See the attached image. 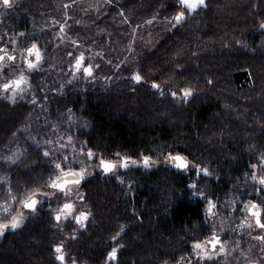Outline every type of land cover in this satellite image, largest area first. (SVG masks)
<instances>
[{
  "label": "trees",
  "instance_id": "1",
  "mask_svg": "<svg viewBox=\"0 0 264 264\" xmlns=\"http://www.w3.org/2000/svg\"><path fill=\"white\" fill-rule=\"evenodd\" d=\"M5 9L10 12L2 21L28 31L46 63L66 68L81 56L92 73L48 94L36 76L34 104H0V210L7 206L0 222L25 195L48 188L64 170L56 164L82 166L70 147L134 160L138 170L120 174L146 185L151 224L158 183L163 215L175 192L170 155L212 161L230 183L264 153V0H205L190 13L179 0H18ZM180 11L184 19L176 24ZM135 74L140 83L131 79ZM69 117L83 118L87 127L73 132ZM64 142L67 148L56 155V145ZM14 145L23 146L19 159L8 157ZM45 146L53 157L44 155ZM145 157L149 163L141 170ZM94 166L82 182L83 199L111 209L123 195L110 185L124 182ZM198 212L182 201L172 214L181 223ZM109 215L117 216L103 211L97 214L101 226L90 228L91 218L67 241L54 221L30 217L0 238V264H63L55 251L61 244L69 250L67 261L104 264ZM144 252L122 253L117 264H154L156 256Z\"/></svg>",
  "mask_w": 264,
  "mask_h": 264
},
{
  "label": "flooded vegetation",
  "instance_id": "2",
  "mask_svg": "<svg viewBox=\"0 0 264 264\" xmlns=\"http://www.w3.org/2000/svg\"><path fill=\"white\" fill-rule=\"evenodd\" d=\"M14 30L16 28L13 29V26H8L0 18V56L5 57L4 60H0V104L20 107L24 106L25 103L31 105L37 101L33 84L37 75L36 70L44 55H40L43 54L42 49L32 41L25 48V55H22V60L19 62L20 57H18L17 52H11L10 46L6 44L11 37L9 33ZM33 45L36 46L40 56L38 62L36 51L31 55L28 53V49L32 48ZM7 56H12L14 59L9 61ZM84 61L82 57L79 66L75 65L76 61H74L72 71L76 73L82 68L84 69L86 67ZM28 62H32L37 66L29 70ZM89 70L92 73L91 65ZM21 73H23L26 81L19 86L23 91L21 92L19 89L13 91L15 88L14 84L8 91H4L3 85L19 80ZM83 74L89 76L84 70ZM33 101L35 102L33 103ZM182 155L188 160L187 168L178 169L169 162L172 179L175 181V192L173 199L165 208L164 215L161 182L157 185L154 224L149 223V221H153V218L149 215L152 210L149 208L150 206H147L146 185L135 178L126 179L122 175V177L119 176L122 170H132L134 172L138 170L137 164L132 163L134 160L123 155H117L109 159H104L101 156L100 161L108 160L114 164L113 169L109 172L103 171L100 162V166L96 167L103 175H111L117 181L124 182L110 185L118 189L123 195L121 199L118 198L117 203L112 202L114 204L111 209H101L100 207H91L86 204L83 199L84 186L82 182L90 174L87 176L84 174L81 175L84 179L79 184L69 185L64 188L67 194L51 187L60 192L64 196L63 199L57 196L52 199H42L39 194H33L23 201L21 210L15 208V217L20 220V224L30 219V217L54 221L61 228L62 236L67 241L72 235H78L80 233L79 229H85L91 218L93 223L90 228L101 226V219L97 214H101L103 211L117 214V216L113 217L109 215L104 227L107 240L104 264H117L118 256L122 253L128 255L144 251L156 256L154 264H264V240L256 239L258 236L264 237V228L257 225L258 219L261 224H264V185L259 183V180L264 178V153L260 152L258 154L257 158L251 162L246 173L236 177L234 181L236 184L233 181L226 183L224 181L226 177L216 173L212 161L201 164L188 155ZM117 158L121 160L119 164L120 173L113 174L118 164L115 161ZM159 164L161 162L159 163L158 161L157 166ZM121 165L127 166L122 167ZM145 168L143 167L141 170ZM198 169H206L209 174L204 175L203 172L197 174ZM67 170L65 168L62 172H57L58 174L52 178L49 185L60 174L68 172ZM162 174V168L158 167L157 176L162 177ZM190 185H195V187H190ZM71 188H75L78 191V196L81 199L69 198L70 194L68 192ZM45 190L47 191V188L40 191ZM122 198L124 199L122 200ZM30 199L39 202L35 206V211H30L23 206ZM182 201L197 206L199 212L198 215L178 223L172 211ZM65 203L73 205L71 209L72 215L70 216L60 213ZM253 205L256 207L253 208ZM118 206L122 207V209ZM81 212L87 215V219L82 221L83 227L77 224L75 220V217ZM253 213L258 215H253ZM58 214L61 215L59 222L55 218ZM10 229L4 230L3 233ZM118 233L119 235H117ZM2 236L1 234L0 238ZM196 244H200L201 248H194ZM59 246L62 248L61 254L64 257L63 264H84L67 261L66 257L69 250L65 249L62 244ZM114 248L116 249V259L109 260L108 253ZM209 257L211 258L209 259Z\"/></svg>",
  "mask_w": 264,
  "mask_h": 264
},
{
  "label": "rangeland",
  "instance_id": "3",
  "mask_svg": "<svg viewBox=\"0 0 264 264\" xmlns=\"http://www.w3.org/2000/svg\"><path fill=\"white\" fill-rule=\"evenodd\" d=\"M17 3H18V0H11V4H12L11 8L15 7V4H17ZM9 10L5 9L3 7V5L0 4V18H3L5 15H7L10 12ZM14 28H16V30L11 31L9 33V35L11 37L7 40L6 44H8V46H10V51L11 52L12 51H16L17 52L18 57H20L19 58V62H20L22 60L21 57H23L25 55V48L29 44H31V42L33 40L31 39L30 34H28V31L23 30L22 26L13 25V29ZM261 30H264V28H261ZM40 55L43 56V54H40ZM76 59L77 58H74V60L72 62H70L68 67H66V68L62 67L61 68V67L54 66L53 63H48V62L46 63L45 56L42 57V59L40 60L39 66H38V68L36 70V74H37L36 76L39 78V80L41 82L40 86L43 88V93L44 94H48V91H50V90H55V89H53L54 88L53 86H56V91H58V89L63 88L64 84H69V83L74 82V81H79V79H81V78L90 77V76L87 77V76H85L83 74V68L81 70H79L78 72H76V73L72 71L73 62L76 61ZM84 65L90 66V64L87 61H84ZM49 76H53V78H55L54 82L50 81ZM42 104L43 103H41L39 105V107ZM79 119L81 120V126L79 125ZM69 120L71 122H73V132L77 131V129L79 127H82V128L87 127V123L83 120V118H80V117L70 118L69 117ZM65 141H69L70 142L71 141V137L67 136ZM35 142H36V144H42L43 143V142L37 141L36 139H35ZM47 142H49V141H47ZM49 143H45V144L47 145ZM65 143L66 142L56 145L57 148H59L58 150L55 151L56 155L60 154V153H58L59 151H62L63 149L67 148L64 145ZM17 146L14 145L13 148H10V147L8 148V150H7V151H9L8 157L14 158V159L18 157V159H19V157L23 154V152H21V151L24 150V149L22 148L23 146H21V147L20 146L17 147ZM68 151H71L74 159H78L79 161H82V163L80 164L82 166L78 167V168L61 167V168H64V169L65 168L68 169L67 171L74 170L77 173H80L81 175L85 174V176H87V175L90 174V171L93 169L94 165H96L97 167L100 166L99 162H100V159L102 157H101V155L99 153H96L94 150H91V149L85 148V147L84 148L83 147L82 148H78V149L70 147V148H68ZM45 152L49 153V155H48L49 157H53L49 147L45 146L44 153ZM89 152L92 153V157L91 158H89V156H88ZM57 161H58V159H57ZM115 161L118 164H117L115 170L113 171V174L120 173L119 164H120L121 160H120V158H117ZM88 168H90V169H88ZM57 172L58 173L62 172V170L57 171ZM57 172H56V175L58 174ZM119 176L122 177L121 174ZM45 191L34 190L33 192L25 195L20 202H17V204L12 205L11 214L8 216L7 219L2 220L0 222V224H6V223L10 224L12 222L13 216L15 217V214H16L15 213V210H16L15 208H19L21 210L23 201L28 199L33 194H39L40 198H42V199H52V198H55L56 196L60 197L61 199L64 198V196L60 192H58L55 189H52L49 185H48L47 191L46 192ZM65 193H67V192H65ZM68 194H70L69 198H71V199H81V197L78 196V191H76L75 188H71L70 191L68 192ZM83 195H84V192H83ZM6 208H7V206H2L1 207L2 210H0V214H1V211H4ZM13 210H14V212H13ZM0 217H1V215H0ZM60 224L62 225V223H60ZM4 234L5 233H3L2 235L4 236ZM56 254L58 255V253H56Z\"/></svg>",
  "mask_w": 264,
  "mask_h": 264
},
{
  "label": "snow or ice",
  "instance_id": "4",
  "mask_svg": "<svg viewBox=\"0 0 264 264\" xmlns=\"http://www.w3.org/2000/svg\"><path fill=\"white\" fill-rule=\"evenodd\" d=\"M0 4H2L4 8H10L12 6V4L10 3V0H0ZM179 4L181 5L182 9L187 10L190 13V12L195 11L198 7L205 6V0H179ZM174 19L176 21V24H179L184 19V11H180L174 17ZM175 26L176 25H173V27H175ZM61 28L63 29V26H61ZM261 28H264V24L261 25ZM34 51H36V57H37V62H38L39 59H40V56H39L38 51L36 50V46L33 45L32 48L28 49L29 55H31ZM4 58H5L4 56H0V60H4ZM7 59L9 61H11V60L14 59V57L7 56ZM80 63H81L80 60H77L76 61L77 66H79ZM27 66H28V69L29 70H32L37 65L34 64V63H32V62H28L27 63ZM83 70L88 75H91V72H90V70L88 68H84ZM131 79L134 82H136V83H140L141 80H142V77L139 74H135V75H133L131 77ZM25 82L26 81L24 79L23 73H21V76H20V79L19 80L13 81V82H11V84H4L3 85V90L4 91H8L9 88L14 84L15 85V88L13 89V91L19 89V91L22 92L23 89H21L19 86H20L21 83H25ZM152 87L153 88H158V85L153 84ZM188 95H191V93L190 92H185V96H188ZM34 102L35 101H33V103ZM44 155L45 156H48L49 153L48 152H45ZM88 156H89V158H91L92 157V153L89 152L88 153ZM168 160H169L170 163H173V165L176 168H178V169H184V168H187L188 167L187 163L184 162L183 158L180 157V156H170V157H168ZM100 163L103 166L105 172L110 171L114 167V165H111L109 163H106L104 160H101ZM132 163L135 164L136 162L133 161ZM148 163H149L148 158L145 157L144 158V165H145V167L148 166ZM121 166L122 167H126L127 165H121ZM55 167L57 169H60L61 168V164H56ZM200 172H203L204 175H208L209 174L206 169H198L197 174H199ZM65 175H68V174H65ZM71 175L81 176L80 173H71ZM81 178H82V176H81ZM62 179H63V177H61V176L56 177V179L53 180L49 186L50 187L57 188L59 191H65V189L60 186V183H58ZM253 179H255V177H253ZM79 182H80L79 179H76V180H73L72 181L73 184H79ZM259 183L262 184V185H264V178L260 179L259 180ZM190 187H195V185H190ZM37 203H39V202L36 201V200L30 199V202L25 203L23 206L25 208L29 209L30 211H35V206H36ZM252 207L255 208L256 206L253 205ZM72 208H73V205L72 204L65 203L64 206H63V208L60 210V213L61 214H64L65 216H70V215H72V213H71V209ZM253 215H258V214L257 213H253ZM55 218H56L57 222H59V220L61 218V215L58 214ZM86 219H87V215L85 213H83V212H81L78 216L75 217L76 223L77 224H80L81 227H83L82 221H84ZM257 225L259 227L264 228V224H261L260 221H259V219L257 220ZM18 227H20V220H18L16 217H13L12 218V222L10 224H0V234H3V231L6 230V229H8V228H11V229L14 230V229H16ZM117 235H119V233ZM114 239H115V237H114ZM256 239H258V240H264V237L258 236V237H256ZM194 248L199 249V248H201V245L200 244H196V245H194ZM55 251H56V253H61L62 252V248L60 246H58V247H56ZM210 258L211 257H209V259ZM56 259L59 260V261H61V262H63L64 257H63V255H57L56 256ZM108 259L109 260H115L116 259V249L115 248L110 253H108Z\"/></svg>",
  "mask_w": 264,
  "mask_h": 264
},
{
  "label": "water",
  "instance_id": "5",
  "mask_svg": "<svg viewBox=\"0 0 264 264\" xmlns=\"http://www.w3.org/2000/svg\"><path fill=\"white\" fill-rule=\"evenodd\" d=\"M81 59H82L81 56H79V57L77 58V60H80V61H81ZM77 60H76V61H77ZM75 65H77L76 62H75ZM85 68H88V69H89V66H86ZM170 156H180V157L183 158L184 162H186L187 165H188V160H187L182 154H180V153H175V154H172V155H170ZM104 161H105L106 163H109V164H111V165H114L111 161H108V160H104ZM171 165L174 166L173 163H171ZM174 167H175V166H174ZM101 168H102L103 171L105 172V170H104V168H103L102 165H101ZM112 169H113V168H112ZM107 172H109V171H107ZM71 173H77V172H76V171H68V172H64V173H62V174L59 175V176L63 177V179H62L61 181L58 182V183H60V186H61L62 188H65L66 186H69V185H73V183H72L73 180L79 179L80 182H81V181L84 179L83 176H82V178H81V176H74V175H71ZM65 174H68V175H65ZM32 200H33V199H32ZM27 202H30V200L27 201ZM27 202H26V203H27ZM59 255H62V254L60 253ZM60 262H61V261H60Z\"/></svg>",
  "mask_w": 264,
  "mask_h": 264
}]
</instances>
